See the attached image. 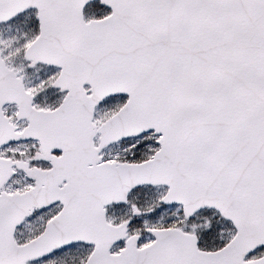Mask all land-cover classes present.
I'll return each mask as SVG.
<instances>
[{"label": "snow or ice", "instance_id": "6c2138e0", "mask_svg": "<svg viewBox=\"0 0 264 264\" xmlns=\"http://www.w3.org/2000/svg\"><path fill=\"white\" fill-rule=\"evenodd\" d=\"M0 264H264V0H0Z\"/></svg>", "mask_w": 264, "mask_h": 264}]
</instances>
